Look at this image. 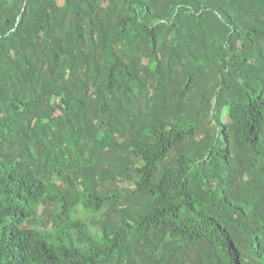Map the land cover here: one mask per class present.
<instances>
[{
	"label": "trees",
	"instance_id": "16d2710c",
	"mask_svg": "<svg viewBox=\"0 0 264 264\" xmlns=\"http://www.w3.org/2000/svg\"><path fill=\"white\" fill-rule=\"evenodd\" d=\"M0 264H264V0H0Z\"/></svg>",
	"mask_w": 264,
	"mask_h": 264
}]
</instances>
